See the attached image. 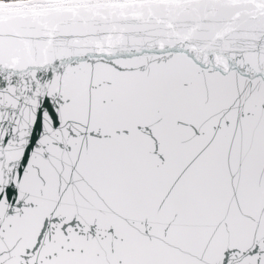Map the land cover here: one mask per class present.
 <instances>
[{
    "label": "snow or ice",
    "instance_id": "obj_1",
    "mask_svg": "<svg viewBox=\"0 0 264 264\" xmlns=\"http://www.w3.org/2000/svg\"><path fill=\"white\" fill-rule=\"evenodd\" d=\"M0 264H264V0H0Z\"/></svg>",
    "mask_w": 264,
    "mask_h": 264
}]
</instances>
